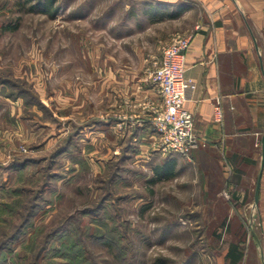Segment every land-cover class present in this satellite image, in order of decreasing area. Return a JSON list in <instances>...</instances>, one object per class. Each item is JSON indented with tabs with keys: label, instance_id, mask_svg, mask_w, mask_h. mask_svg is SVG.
Returning a JSON list of instances; mask_svg holds the SVG:
<instances>
[{
	"label": "rangeland",
	"instance_id": "rangeland-1",
	"mask_svg": "<svg viewBox=\"0 0 264 264\" xmlns=\"http://www.w3.org/2000/svg\"><path fill=\"white\" fill-rule=\"evenodd\" d=\"M19 1L0 0V264H217L199 147L163 153L152 124L170 38L154 53L132 0Z\"/></svg>",
	"mask_w": 264,
	"mask_h": 264
},
{
	"label": "crops",
	"instance_id": "crops-1",
	"mask_svg": "<svg viewBox=\"0 0 264 264\" xmlns=\"http://www.w3.org/2000/svg\"><path fill=\"white\" fill-rule=\"evenodd\" d=\"M125 6L140 31L151 34L154 53L157 42L192 35L186 76L196 87L184 106L205 141L195 151L201 205L214 215L215 237L227 232L217 264H264V0H132ZM151 84L146 92L155 98ZM223 163L233 167L226 197ZM241 165L257 166V175Z\"/></svg>",
	"mask_w": 264,
	"mask_h": 264
},
{
	"label": "built area",
	"instance_id": "built-area-1",
	"mask_svg": "<svg viewBox=\"0 0 264 264\" xmlns=\"http://www.w3.org/2000/svg\"><path fill=\"white\" fill-rule=\"evenodd\" d=\"M191 42V34L173 35L162 47L161 56L151 64V76L160 97L152 124L163 153L188 156L191 150L205 145L196 133L193 114L184 106L188 91L196 87V82L186 76V54ZM216 114H221L219 105Z\"/></svg>",
	"mask_w": 264,
	"mask_h": 264
},
{
	"label": "trees",
	"instance_id": "trees-1",
	"mask_svg": "<svg viewBox=\"0 0 264 264\" xmlns=\"http://www.w3.org/2000/svg\"><path fill=\"white\" fill-rule=\"evenodd\" d=\"M55 1L56 0H36L35 5H31L27 9L28 11L40 10L41 12L54 16L58 10L57 7H55Z\"/></svg>",
	"mask_w": 264,
	"mask_h": 264
},
{
	"label": "water",
	"instance_id": "water-1",
	"mask_svg": "<svg viewBox=\"0 0 264 264\" xmlns=\"http://www.w3.org/2000/svg\"><path fill=\"white\" fill-rule=\"evenodd\" d=\"M258 190H259V185H257V191H256V201L258 200Z\"/></svg>",
	"mask_w": 264,
	"mask_h": 264
}]
</instances>
